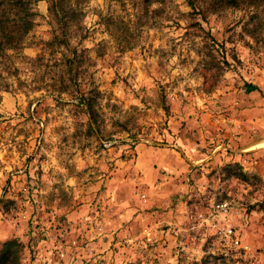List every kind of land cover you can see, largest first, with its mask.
Listing matches in <instances>:
<instances>
[{"label": "rangeland", "instance_id": "1", "mask_svg": "<svg viewBox=\"0 0 264 264\" xmlns=\"http://www.w3.org/2000/svg\"><path fill=\"white\" fill-rule=\"evenodd\" d=\"M65 2L66 47L52 0L0 35L15 264H245L228 228L264 262V0Z\"/></svg>", "mask_w": 264, "mask_h": 264}, {"label": "trees", "instance_id": "2", "mask_svg": "<svg viewBox=\"0 0 264 264\" xmlns=\"http://www.w3.org/2000/svg\"><path fill=\"white\" fill-rule=\"evenodd\" d=\"M20 0H0V35L1 38L4 39V46L6 49L15 50L18 46V43L13 40L15 30H19L24 27L23 33H26L30 30L32 23L28 21V23L20 24L16 17V13L18 10ZM66 4L65 0H52V4L50 6V11L54 13L57 18L59 24H61L62 28V37L63 44L66 47V40L69 38L68 33H66V28L69 26V23L72 21L73 17H71L75 10L73 7H69V9H65L64 5ZM2 48V46H1ZM5 49V50H6ZM246 92L250 93L256 90L255 86L250 84L245 85ZM87 110L90 114L92 112V105L87 103ZM21 244L16 239H12L0 244V264H15L18 259V252L20 251Z\"/></svg>", "mask_w": 264, "mask_h": 264}, {"label": "built area", "instance_id": "3", "mask_svg": "<svg viewBox=\"0 0 264 264\" xmlns=\"http://www.w3.org/2000/svg\"><path fill=\"white\" fill-rule=\"evenodd\" d=\"M228 208L227 203H220L217 205V209L221 212H226ZM223 235L224 241L226 244L230 243L231 246L236 249L238 248L242 252L249 253V260L245 264H264L260 251H252L248 246L242 245L240 239L238 238L236 232L232 228L224 229L221 233ZM240 264V263H236Z\"/></svg>", "mask_w": 264, "mask_h": 264}, {"label": "crops", "instance_id": "4", "mask_svg": "<svg viewBox=\"0 0 264 264\" xmlns=\"http://www.w3.org/2000/svg\"><path fill=\"white\" fill-rule=\"evenodd\" d=\"M257 237H259L258 235H256ZM262 243V241L260 240V238H256L255 240H254V244L255 245H259V244H261Z\"/></svg>", "mask_w": 264, "mask_h": 264}]
</instances>
